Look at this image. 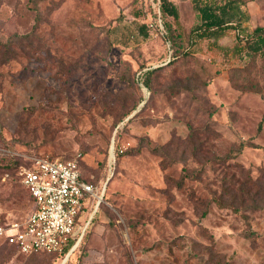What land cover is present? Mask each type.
<instances>
[{
  "label": "rangeland",
  "instance_id": "obj_1",
  "mask_svg": "<svg viewBox=\"0 0 264 264\" xmlns=\"http://www.w3.org/2000/svg\"><path fill=\"white\" fill-rule=\"evenodd\" d=\"M170 1L179 24L143 0H0V220L33 211L20 173L38 158L81 154L98 185L69 257L0 244V264H264V197L243 214L212 202L226 157L229 174L264 190V78L262 93L235 89L237 32L191 44L211 0ZM242 10V34L264 26V0Z\"/></svg>",
  "mask_w": 264,
  "mask_h": 264
},
{
  "label": "trees",
  "instance_id": "obj_2",
  "mask_svg": "<svg viewBox=\"0 0 264 264\" xmlns=\"http://www.w3.org/2000/svg\"><path fill=\"white\" fill-rule=\"evenodd\" d=\"M252 0H211L204 2L203 5L200 6L199 12L201 14V23L193 29L189 38L191 44L197 43V41L202 39H219L226 31L235 30L237 32V45L235 46V50L237 53L242 54L245 65L242 67L232 68L229 72V81L233 85V87L240 92L243 93H262L263 87L261 86V76L264 78V26H257L253 32L249 35H244L240 31V23L241 19L244 15L242 10L243 7H246L248 3ZM145 4H148L147 0H143ZM160 14L161 17H171L175 23L179 24V12L176 5L170 0H160ZM238 21V22H237ZM145 25L142 26L144 28ZM166 34L165 29L162 31V34ZM30 35H22L19 39L24 40L28 39ZM21 49L24 50V46ZM261 63V64H260ZM160 68H155L152 70H148L144 72L143 75V84L149 90L153 89L154 78L157 76ZM134 108L127 110L122 119L129 115ZM197 135L195 134V137ZM194 145L193 142L190 143ZM170 147V143L163 145L162 147L154 149L155 153H163L166 155V150ZM243 146L241 145L239 151H242ZM201 147L196 148L193 153L194 157H197L198 154L201 153ZM186 150H184V155L187 156ZM119 156V152L116 151V157L114 163H109L108 167V177L114 176L116 171V160ZM82 157V155H81ZM48 159H63L64 158H53V157H44ZM228 161V157L220 160V167H222L221 171L216 177V180L212 182V185L216 186L217 189L213 192L212 202L216 204V206L225 209H232L235 213L243 214V211H248L255 209L254 207L259 199L264 197V190L261 188V184L255 181L253 178L249 177L244 181L237 178V176L233 173L229 174L228 169L230 168L229 164H226ZM82 159H79V169L81 173L82 181L86 183L95 185L93 182L84 179L82 174ZM207 163H209L207 161ZM111 177L109 179H111ZM21 181V180H20ZM183 179L179 184L178 188H182ZM22 187L28 193L30 200L33 202V198L30 192L24 187L21 183ZM14 197V194H13ZM95 201V198L90 200V203ZM259 205V204H258ZM246 218V216H245ZM6 221L0 220V224ZM86 231L84 233V236ZM83 236V238H84ZM258 234L253 230H250L247 234V238L250 239L251 242L257 243ZM74 241L71 242L67 248L62 253H44L48 255H54L57 257L66 256L70 249L74 245ZM81 243V242H80ZM0 244L5 245L7 247L12 248L16 252H18V248L15 245H10L6 242L0 241ZM36 254V253H33ZM215 258H210L207 260L208 264H214ZM216 264H225L223 259H220L216 262Z\"/></svg>",
  "mask_w": 264,
  "mask_h": 264
},
{
  "label": "built area",
  "instance_id": "obj_3",
  "mask_svg": "<svg viewBox=\"0 0 264 264\" xmlns=\"http://www.w3.org/2000/svg\"><path fill=\"white\" fill-rule=\"evenodd\" d=\"M147 1L160 13V0ZM159 27L163 31L161 23ZM80 158H38L22 170L20 180L33 198V211L24 221L0 224V241L25 255L62 253L73 241L75 246L84 201L97 197L95 187L81 179Z\"/></svg>",
  "mask_w": 264,
  "mask_h": 264
},
{
  "label": "water",
  "instance_id": "obj_4",
  "mask_svg": "<svg viewBox=\"0 0 264 264\" xmlns=\"http://www.w3.org/2000/svg\"><path fill=\"white\" fill-rule=\"evenodd\" d=\"M112 147H113V146H112ZM112 156H113V155H112ZM113 158H114V156H113ZM106 184H107V182H106ZM106 184H105V185H106ZM100 202H101V198L99 197V200L97 201V206L99 205ZM86 229H87V225L84 227V229H83V231H82V233H81V235H80V238H79L78 242L75 244V246H74L73 248H71V250L69 251V253L67 254L66 257H69V254H70L71 252H73L74 249H75V247H76V246L82 241V239H83V235H84Z\"/></svg>",
  "mask_w": 264,
  "mask_h": 264
}]
</instances>
